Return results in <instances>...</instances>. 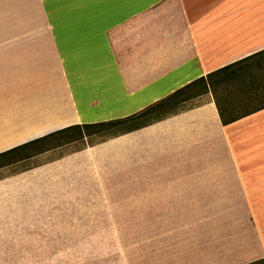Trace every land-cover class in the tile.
Wrapping results in <instances>:
<instances>
[{
  "label": "crops",
  "instance_id": "0c3cea01",
  "mask_svg": "<svg viewBox=\"0 0 264 264\" xmlns=\"http://www.w3.org/2000/svg\"><path fill=\"white\" fill-rule=\"evenodd\" d=\"M263 50L264 0H0V152L239 62L191 106L0 178V264L263 260Z\"/></svg>",
  "mask_w": 264,
  "mask_h": 264
},
{
  "label": "trees",
  "instance_id": "16d2710c",
  "mask_svg": "<svg viewBox=\"0 0 264 264\" xmlns=\"http://www.w3.org/2000/svg\"><path fill=\"white\" fill-rule=\"evenodd\" d=\"M257 54L263 55L264 50ZM238 63H233L214 72H211L206 76L200 77L195 81L189 83L188 85H185L184 87L176 90L167 97L147 106L141 111L130 116L95 123L71 125L46 134L42 137L25 142L8 150L2 151L0 152V168H3L7 164L11 163L8 162L11 158L19 156L20 158L16 159V161L21 159L23 160L36 153H41L46 150L52 149V147L54 148V146H58L54 145L48 148L44 147L46 143L54 140L62 139L63 143H69L77 140L78 138H83L84 136L101 135L102 139L98 142H102L119 134L130 132L132 130L146 126L154 121L161 120L169 114L175 112L178 105L188 101L193 97L199 96L200 94L207 93L209 88H213V77L219 74L225 75L227 70L232 69ZM220 118L223 125L233 122L232 120H234L224 118L221 113ZM33 148L37 150L36 153L28 155L27 153ZM260 263L264 264V259L248 264Z\"/></svg>",
  "mask_w": 264,
  "mask_h": 264
},
{
  "label": "rangeland",
  "instance_id": "374dc122",
  "mask_svg": "<svg viewBox=\"0 0 264 264\" xmlns=\"http://www.w3.org/2000/svg\"><path fill=\"white\" fill-rule=\"evenodd\" d=\"M194 103H196V101L194 100L187 102V103H183L181 105H178L176 109L178 110V108H181L182 106L183 107L191 106ZM101 139H102L101 135H92V136H84L83 138H78L77 140L69 142V143H63L62 139L51 141L49 143H46L44 147L48 148L54 145H58V146H54V148L52 147V149H49V151L46 150L48 152L44 151L45 154L44 152L36 153L37 150L33 148L27 154L28 155H32L34 153L36 154L30 156L29 158H25L23 160L21 159L18 161H16V159L20 158L19 156L11 158L8 161L11 163L7 164L3 168H0V178L4 176H12V175L18 174L20 172L25 171L26 169H29L33 166H37L43 162H50L52 160H55L58 157L60 158L61 156L70 154L71 152L82 150L87 146H92V145L101 143V142H98ZM260 264H263V263H260Z\"/></svg>",
  "mask_w": 264,
  "mask_h": 264
}]
</instances>
